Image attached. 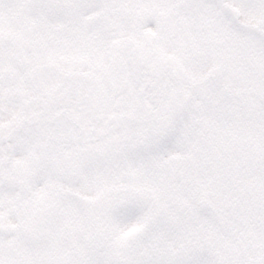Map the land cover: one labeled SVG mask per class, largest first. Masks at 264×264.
Here are the masks:
<instances>
[{
	"label": "snow or ice",
	"instance_id": "obj_1",
	"mask_svg": "<svg viewBox=\"0 0 264 264\" xmlns=\"http://www.w3.org/2000/svg\"><path fill=\"white\" fill-rule=\"evenodd\" d=\"M0 264H264V0H0Z\"/></svg>",
	"mask_w": 264,
	"mask_h": 264
}]
</instances>
